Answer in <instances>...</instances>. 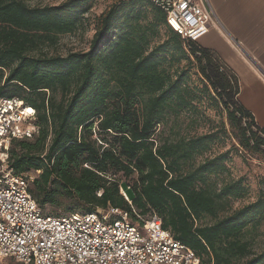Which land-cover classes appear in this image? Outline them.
I'll return each instance as SVG.
<instances>
[{
	"label": "trees",
	"instance_id": "1",
	"mask_svg": "<svg viewBox=\"0 0 264 264\" xmlns=\"http://www.w3.org/2000/svg\"><path fill=\"white\" fill-rule=\"evenodd\" d=\"M93 1L0 0V98L32 107L38 127L31 139L12 142L7 169L33 175L29 194L40 208L154 213L201 264H264V249L254 254L242 240L248 226L264 220V196L228 213L245 188L240 180L215 187L211 176L227 171V153L197 162L213 136H180L174 125L168 137L157 132L199 99L188 67L180 66L193 60L200 92L211 90L223 105L238 147L260 152L264 130L239 106L236 80L143 0H121L103 12L88 50L49 53L58 36L83 27ZM161 28L168 39L156 45Z\"/></svg>",
	"mask_w": 264,
	"mask_h": 264
},
{
	"label": "built area",
	"instance_id": "2",
	"mask_svg": "<svg viewBox=\"0 0 264 264\" xmlns=\"http://www.w3.org/2000/svg\"><path fill=\"white\" fill-rule=\"evenodd\" d=\"M143 1L159 9L185 42H197L210 28L211 12L203 0ZM37 133L32 107L15 97L0 98V264H201L154 213L140 216L109 207L43 214L29 194L33 175L6 167L12 142Z\"/></svg>",
	"mask_w": 264,
	"mask_h": 264
},
{
	"label": "rangeland",
	"instance_id": "3",
	"mask_svg": "<svg viewBox=\"0 0 264 264\" xmlns=\"http://www.w3.org/2000/svg\"><path fill=\"white\" fill-rule=\"evenodd\" d=\"M64 1L25 0L30 6L58 5ZM120 1L94 0L90 10L84 16L86 22L83 27L72 34L58 36L56 44L51 46L47 51L52 54L66 55L71 51L88 50L97 18L113 4ZM167 39L166 29L161 28L155 44H160ZM220 63L218 64L221 66L222 71L231 79L232 75ZM180 66L188 67L186 79L190 87L198 89L199 99L193 102V108L183 110L177 117L172 116L164 132H157L158 134L161 133L162 138L168 137L171 135L169 128L174 125V133H179L180 136L191 137L204 134H211L213 136L214 141L211 149L198 157L197 162L227 153V161L225 162L227 171L219 174L217 177L211 176V179L217 189H219L222 182L238 180H240L245 188V195L241 199L230 202L228 213H231L247 204L255 202L260 196H264V149L261 148L260 152L240 149L234 139V132L229 125L223 105L218 103L211 90L210 96L200 92L204 81L196 68L195 62L192 60V65H187V62L183 61ZM158 130H162L161 126ZM41 210L43 214L50 216L69 214L62 208L51 207L49 205L42 207ZM76 212H79V210H76ZM202 222L209 223L210 220L205 219ZM242 240L248 243L252 253H260L264 249V220L259 224L248 226L242 234Z\"/></svg>",
	"mask_w": 264,
	"mask_h": 264
},
{
	"label": "crops",
	"instance_id": "4",
	"mask_svg": "<svg viewBox=\"0 0 264 264\" xmlns=\"http://www.w3.org/2000/svg\"><path fill=\"white\" fill-rule=\"evenodd\" d=\"M208 32L195 42L234 77L239 106L264 130V0H203Z\"/></svg>",
	"mask_w": 264,
	"mask_h": 264
}]
</instances>
